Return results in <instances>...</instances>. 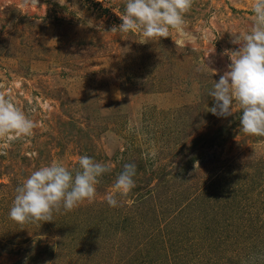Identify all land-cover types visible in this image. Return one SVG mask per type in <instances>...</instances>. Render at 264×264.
Segmentation results:
<instances>
[{"label":"rangeland","instance_id":"374dc122","mask_svg":"<svg viewBox=\"0 0 264 264\" xmlns=\"http://www.w3.org/2000/svg\"><path fill=\"white\" fill-rule=\"evenodd\" d=\"M253 2L192 0L183 46L111 31L126 0H0V93L35 122L0 137V264H264V137L208 111ZM81 155L111 167L94 202L9 217L33 170ZM126 163L136 187L109 207Z\"/></svg>","mask_w":264,"mask_h":264},{"label":"clouds","instance_id":"9594fccd","mask_svg":"<svg viewBox=\"0 0 264 264\" xmlns=\"http://www.w3.org/2000/svg\"><path fill=\"white\" fill-rule=\"evenodd\" d=\"M192 0H126L120 15L121 32L140 30L146 41L177 34L176 45L191 46L194 35L185 27L184 14ZM252 18L241 30L228 31L235 50H226L230 63L208 95L214 100L213 115L227 118L239 108L240 131L264 137V0H254ZM146 43V42H145ZM215 49L209 51L214 53ZM35 122L19 108L10 96L0 93V137L15 139L33 134ZM111 171L107 163L97 162L88 155L78 158V167L69 170L62 162H52L33 170L15 188L9 217L23 224L34 221H53V212H70L84 201L94 202L96 186ZM135 163H126L117 175L113 191L105 195L109 207L120 206L118 197L136 187Z\"/></svg>","mask_w":264,"mask_h":264}]
</instances>
